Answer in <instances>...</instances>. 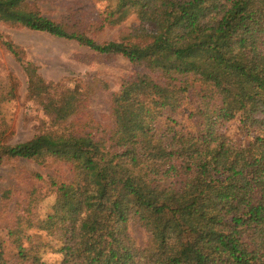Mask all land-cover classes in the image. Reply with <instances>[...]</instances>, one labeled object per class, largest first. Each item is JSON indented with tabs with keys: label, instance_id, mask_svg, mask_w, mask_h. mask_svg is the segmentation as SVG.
I'll list each match as a JSON object with an SVG mask.
<instances>
[{
	"label": "trees",
	"instance_id": "trees-1",
	"mask_svg": "<svg viewBox=\"0 0 264 264\" xmlns=\"http://www.w3.org/2000/svg\"><path fill=\"white\" fill-rule=\"evenodd\" d=\"M36 1L0 0V12L138 68L110 94L111 127L87 115L90 84L52 94L39 80L30 94L58 128L14 145L0 131V164L72 168L70 180H50L54 201L28 224L58 241V264H264V0H110L108 25L134 15L139 26L104 43L30 9ZM14 245L15 262L0 250V264H43Z\"/></svg>",
	"mask_w": 264,
	"mask_h": 264
},
{
	"label": "rangeland",
	"instance_id": "rangeland-1",
	"mask_svg": "<svg viewBox=\"0 0 264 264\" xmlns=\"http://www.w3.org/2000/svg\"><path fill=\"white\" fill-rule=\"evenodd\" d=\"M112 4L110 0H37L30 3V9L104 43L122 41L139 26L134 15L116 26L108 25L104 18ZM17 23V9L0 12V94L7 96L0 100V131L5 142L22 143L42 131L58 128L30 94L29 86L39 80L53 85L52 94L54 85L60 90L63 86L90 84L93 92L86 101L87 115L101 127H111L110 94L117 93L123 80L138 68L121 55L98 54L76 41L30 31ZM5 42L19 48V59L5 49ZM185 116L183 112L177 119L184 120ZM237 126L231 122L228 133L236 142H242L244 135ZM72 176L71 166L54 158L44 163L26 159L1 162L0 250L5 260L15 262L14 240L19 239L26 252L41 263L61 261L58 241L28 224L49 211L55 198L50 180L65 181ZM129 233L138 246L145 245L147 234L138 224L131 222Z\"/></svg>",
	"mask_w": 264,
	"mask_h": 264
}]
</instances>
